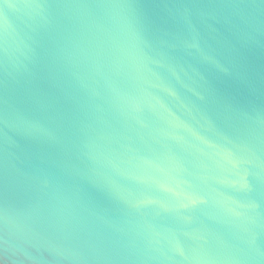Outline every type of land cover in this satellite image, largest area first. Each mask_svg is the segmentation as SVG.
I'll return each mask as SVG.
<instances>
[{
    "label": "water",
    "instance_id": "water-1",
    "mask_svg": "<svg viewBox=\"0 0 264 264\" xmlns=\"http://www.w3.org/2000/svg\"><path fill=\"white\" fill-rule=\"evenodd\" d=\"M0 264H264V0H0Z\"/></svg>",
    "mask_w": 264,
    "mask_h": 264
}]
</instances>
